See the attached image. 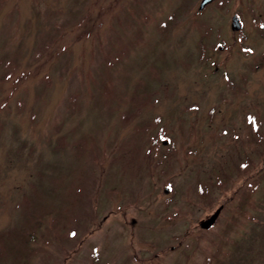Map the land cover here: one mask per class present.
Here are the masks:
<instances>
[{
  "label": "rangeland",
  "instance_id": "obj_1",
  "mask_svg": "<svg viewBox=\"0 0 264 264\" xmlns=\"http://www.w3.org/2000/svg\"><path fill=\"white\" fill-rule=\"evenodd\" d=\"M200 2L0 0V264H264V0Z\"/></svg>",
  "mask_w": 264,
  "mask_h": 264
},
{
  "label": "water",
  "instance_id": "obj_2",
  "mask_svg": "<svg viewBox=\"0 0 264 264\" xmlns=\"http://www.w3.org/2000/svg\"><path fill=\"white\" fill-rule=\"evenodd\" d=\"M209 1H212V0H201L199 7L203 8V6ZM232 16L233 17H232L231 27L233 29H239L240 26L242 25L241 16H239V14H237V13H234ZM220 211H221L220 207H218L212 215L205 218V220H202L201 221L202 227L205 228V227L211 226L215 222L216 217L218 216Z\"/></svg>",
  "mask_w": 264,
  "mask_h": 264
},
{
  "label": "trees",
  "instance_id": "obj_3",
  "mask_svg": "<svg viewBox=\"0 0 264 264\" xmlns=\"http://www.w3.org/2000/svg\"><path fill=\"white\" fill-rule=\"evenodd\" d=\"M251 193H252V191H250ZM248 196H249V192L247 193V195H246V200H244L243 202H247L248 200H249V198H248Z\"/></svg>",
  "mask_w": 264,
  "mask_h": 264
}]
</instances>
